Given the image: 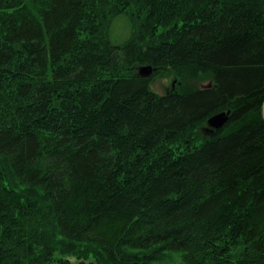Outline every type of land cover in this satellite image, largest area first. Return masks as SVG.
<instances>
[{"label": "trees", "instance_id": "trees-1", "mask_svg": "<svg viewBox=\"0 0 264 264\" xmlns=\"http://www.w3.org/2000/svg\"><path fill=\"white\" fill-rule=\"evenodd\" d=\"M167 251L264 264V0H0V264Z\"/></svg>", "mask_w": 264, "mask_h": 264}, {"label": "rangeland", "instance_id": "rangeland-1", "mask_svg": "<svg viewBox=\"0 0 264 264\" xmlns=\"http://www.w3.org/2000/svg\"><path fill=\"white\" fill-rule=\"evenodd\" d=\"M128 28L126 19L123 16L118 17L110 32L111 41L118 44L123 42L129 35L130 29ZM136 70H138V68H136ZM189 83L194 87H204L209 84V81L192 79ZM176 84L177 79H175L174 76L160 74L152 78L151 88L159 94H164L175 89ZM206 127L211 128V124ZM207 132H210V130L208 129ZM163 262L169 264H187L183 259V254L175 251L165 252Z\"/></svg>", "mask_w": 264, "mask_h": 264}, {"label": "water", "instance_id": "water-1", "mask_svg": "<svg viewBox=\"0 0 264 264\" xmlns=\"http://www.w3.org/2000/svg\"><path fill=\"white\" fill-rule=\"evenodd\" d=\"M138 72L141 73L144 76H149L152 73V67L151 66H142L138 68ZM229 113L230 111H223L220 112L214 116H212L209 119V123L214 127V128H221L223 127L228 119H229Z\"/></svg>", "mask_w": 264, "mask_h": 264}]
</instances>
